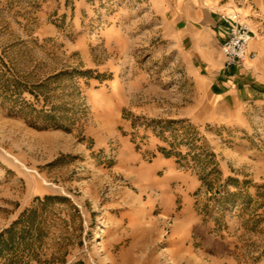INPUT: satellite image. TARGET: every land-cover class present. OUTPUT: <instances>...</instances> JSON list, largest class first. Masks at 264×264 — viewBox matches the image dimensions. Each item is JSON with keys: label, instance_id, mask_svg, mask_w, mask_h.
Masks as SVG:
<instances>
[{"label": "rangeland", "instance_id": "obj_1", "mask_svg": "<svg viewBox=\"0 0 264 264\" xmlns=\"http://www.w3.org/2000/svg\"><path fill=\"white\" fill-rule=\"evenodd\" d=\"M235 1L231 68L173 42L182 0H0V264H264V0Z\"/></svg>", "mask_w": 264, "mask_h": 264}, {"label": "crops", "instance_id": "obj_2", "mask_svg": "<svg viewBox=\"0 0 264 264\" xmlns=\"http://www.w3.org/2000/svg\"><path fill=\"white\" fill-rule=\"evenodd\" d=\"M175 9L177 19L171 26L174 29L173 42L179 45L180 50L187 53L189 58L200 59L206 64L214 59L208 50L209 39H217L223 43L227 35L228 25L221 20V14L235 12L243 23L254 27V23L248 20V9L240 8L235 0H182V4ZM235 67L237 66L231 68ZM211 71L206 79L211 80L209 82L212 84H219V92H226L229 84L218 81L223 77L222 72H217L214 68Z\"/></svg>", "mask_w": 264, "mask_h": 264}, {"label": "built area", "instance_id": "obj_3", "mask_svg": "<svg viewBox=\"0 0 264 264\" xmlns=\"http://www.w3.org/2000/svg\"><path fill=\"white\" fill-rule=\"evenodd\" d=\"M220 17L228 25L226 38L221 45L223 56L228 65H240L251 58L250 47L256 34L235 12L221 14Z\"/></svg>", "mask_w": 264, "mask_h": 264}, {"label": "bare ground", "instance_id": "obj_4", "mask_svg": "<svg viewBox=\"0 0 264 264\" xmlns=\"http://www.w3.org/2000/svg\"><path fill=\"white\" fill-rule=\"evenodd\" d=\"M100 231L97 233L95 241H98V240L102 239L103 235H102V232H100Z\"/></svg>", "mask_w": 264, "mask_h": 264}, {"label": "trees", "instance_id": "obj_5", "mask_svg": "<svg viewBox=\"0 0 264 264\" xmlns=\"http://www.w3.org/2000/svg\"><path fill=\"white\" fill-rule=\"evenodd\" d=\"M10 234V233H9ZM0 238H2V236H0ZM0 245H1V243H0Z\"/></svg>", "mask_w": 264, "mask_h": 264}]
</instances>
